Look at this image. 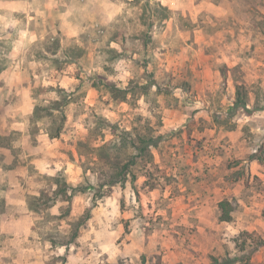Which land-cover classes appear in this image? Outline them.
<instances>
[{
  "label": "rangeland",
  "instance_id": "1",
  "mask_svg": "<svg viewBox=\"0 0 264 264\" xmlns=\"http://www.w3.org/2000/svg\"><path fill=\"white\" fill-rule=\"evenodd\" d=\"M0 66V227L21 215L10 194L32 220L27 235L0 234V264H264L254 243L264 239V0H0ZM106 82L128 90L125 101ZM79 83L80 104L50 139L36 105ZM238 85L259 108L251 116H230ZM89 108L163 141L69 243L92 201L77 196L65 217L54 181L83 180ZM222 201L231 222L219 219ZM242 232L254 234L243 251Z\"/></svg>",
  "mask_w": 264,
  "mask_h": 264
},
{
  "label": "trees",
  "instance_id": "2",
  "mask_svg": "<svg viewBox=\"0 0 264 264\" xmlns=\"http://www.w3.org/2000/svg\"><path fill=\"white\" fill-rule=\"evenodd\" d=\"M0 66V72L3 70ZM228 67H222V74L226 78L228 75ZM154 85L156 83H153ZM157 85V84H156ZM150 85H145L147 91ZM83 85L79 83L71 92H60L59 98L48 105L38 104L34 109V120L46 122V132L50 139H56L61 136L67 120L66 107L70 104H80L81 96L79 92ZM99 90V86H94ZM105 88L113 99L120 102L125 101L128 90L120 88L114 82H106ZM259 108L250 109L249 93L244 85H238L235 100L230 108V116H236L240 112L246 116H251ZM85 118V128L87 130L86 141L78 142V154L80 156V167L83 180L78 184H68L63 178H55L53 204L56 198L68 202L69 207L65 214L68 217L71 212V205L77 196L86 195L91 198L92 205L86 208L84 214L78 221L70 223V233L65 236L69 238V243H73L78 238L79 231L86 225L92 216V210L97 202L112 192L113 187L126 184L129 179L132 183L136 182L138 175L136 169L140 165H149L153 161V148H157L163 141V136H156L152 130L147 128H132L127 130L117 123H112L107 117L99 113L95 108H89ZM90 173V175H89ZM96 177V182L91 179ZM40 199L48 197L44 192L40 193ZM44 205H47L44 204ZM2 206V205H0ZM47 208L50 206H46ZM221 222H231L234 207L229 201H222L219 204ZM3 212L0 211V215ZM254 234L242 232L236 239L237 245L240 241L242 251L245 249L248 239L253 238ZM46 240L51 241L54 245L59 244L56 240H52L51 236H47ZM243 239V240H242ZM255 251L260 247H264V239L258 238L254 240ZM239 258L227 256L220 260L213 258V264H237Z\"/></svg>",
  "mask_w": 264,
  "mask_h": 264
},
{
  "label": "crops",
  "instance_id": "3",
  "mask_svg": "<svg viewBox=\"0 0 264 264\" xmlns=\"http://www.w3.org/2000/svg\"><path fill=\"white\" fill-rule=\"evenodd\" d=\"M19 184V183H18ZM15 184H12V187H15ZM14 196L13 194L7 195V201L8 205H10L13 210L19 209L18 213H21L20 217H14L11 219L8 218L7 220L3 221L1 227H0V234L6 233V234H11L12 236L17 235V236H22V235H27L32 231V220L26 215V212L23 211L24 206H20L21 204H24L23 197L19 198ZM20 203V204H19ZM26 221L29 222V227L26 228Z\"/></svg>",
  "mask_w": 264,
  "mask_h": 264
}]
</instances>
